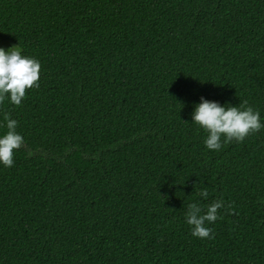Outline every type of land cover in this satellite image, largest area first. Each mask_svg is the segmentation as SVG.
<instances>
[{"label": "trees", "instance_id": "16d2710c", "mask_svg": "<svg viewBox=\"0 0 264 264\" xmlns=\"http://www.w3.org/2000/svg\"><path fill=\"white\" fill-rule=\"evenodd\" d=\"M0 40L41 64L0 105L24 138L0 264H264V128L213 151L193 120L203 98L264 124V0H0ZM216 200L194 237L188 204Z\"/></svg>", "mask_w": 264, "mask_h": 264}, {"label": "clouds", "instance_id": "9594fccd", "mask_svg": "<svg viewBox=\"0 0 264 264\" xmlns=\"http://www.w3.org/2000/svg\"><path fill=\"white\" fill-rule=\"evenodd\" d=\"M40 73V62L23 56L19 46L11 48L8 52L0 48V105L10 96L13 105L21 106L26 93L30 89L39 88ZM4 119L7 131L0 136V163L12 168L14 152L24 145V138L16 131V120L10 119L8 114H5ZM193 120L207 133L205 145L213 151H219L224 144L233 141L243 143L249 136L264 128L259 111L248 106V101L241 102L239 107H222L217 102L202 98V102L195 108ZM198 195L207 199L209 193L203 188ZM225 207L222 200L213 201L206 210L198 203L188 204L185 218L191 226V234L200 239H214L213 230L207 224L223 219L218 210Z\"/></svg>", "mask_w": 264, "mask_h": 264}, {"label": "rangeland", "instance_id": "374dc122", "mask_svg": "<svg viewBox=\"0 0 264 264\" xmlns=\"http://www.w3.org/2000/svg\"><path fill=\"white\" fill-rule=\"evenodd\" d=\"M13 47H16V46L11 43H7V42L0 40V48H3L6 52H8Z\"/></svg>", "mask_w": 264, "mask_h": 264}]
</instances>
